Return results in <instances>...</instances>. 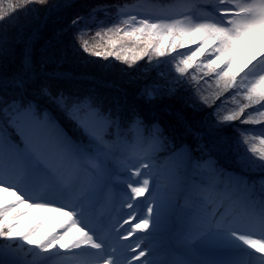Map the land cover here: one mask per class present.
<instances>
[{
  "label": "snow or ice",
  "instance_id": "1",
  "mask_svg": "<svg viewBox=\"0 0 264 264\" xmlns=\"http://www.w3.org/2000/svg\"><path fill=\"white\" fill-rule=\"evenodd\" d=\"M32 3L44 5L48 0H18L16 4L9 0L7 7L4 6V0H0V21L18 8ZM146 3L152 8L168 7L166 0H146ZM127 7V4H100L92 9L89 19L96 20L97 14L101 12L108 16L111 9L119 13ZM193 11L205 13L199 19L211 22L186 25L179 19L137 11L136 14L128 13L129 19L123 21V27H110L103 21H97L98 28L107 30L103 35L100 30L95 31L92 39L99 37L103 44L89 45L88 39L84 38L92 31L88 26L79 27L75 38L84 53L105 60L115 56L116 60L125 63H129L128 52H138L131 58V63H135L144 57H164L177 52V49L196 46L188 53H178L182 59L175 71L183 76L189 69H202L206 70V75L215 73L225 88L243 85L247 103L231 115L221 116L213 112V120L206 122V130H196L194 134L198 137L208 135L214 139L217 147L234 152L242 171L259 173L264 191V59L253 64L256 57L250 56L248 60L238 63L249 43L264 37V0H196ZM85 22V17L78 16L72 25ZM104 36H107L106 40ZM6 43L7 37L0 38V50ZM260 55L264 57V50ZM16 83L23 88V80ZM173 84L183 86L189 82L187 79H176ZM160 90L161 86L156 85L146 90V95L150 99L154 98ZM177 90V87L171 86L164 89L169 95H174ZM197 92L198 89L194 88L193 95ZM41 93L47 95L52 105L72 122L81 137H70L55 116L48 110L38 112L37 106L31 102L15 99L11 102L0 101V238L13 242L0 246V253L5 248L16 251L18 246L15 245V239L18 237L24 244L34 245L42 252H49L59 245L57 252L52 254L59 256V250L65 248L64 241L68 240L67 250L73 252L74 257L85 258L81 264H135L136 261L140 264H156L148 258L153 251L151 245L141 247L144 238L138 237L134 244L126 245L120 244L119 240H128L136 232H147L150 227L152 232H149V237L153 236L162 220L174 215L175 208L179 207L178 203L174 204L175 193L162 197L158 185H154L150 192L153 169L151 158L147 154L135 159L125 155L127 147L120 136L118 116L103 110L94 101L72 99L62 93L51 95L46 88H42ZM257 105L259 107H254ZM247 108H253L258 117L251 112L245 114ZM234 121L260 127L237 129L240 137L229 140L221 132L226 122ZM129 123L145 127L138 117ZM151 128L158 138L161 132L158 125L152 124ZM8 129L14 130L15 140ZM191 153L192 149L188 145L173 149L174 158L181 163L185 157L190 159ZM113 162L118 164L120 172L129 173L121 180L130 189V194L123 193L125 206L131 210L127 215L131 219L139 217L138 222L126 233H121L115 224L91 225L82 203H70L66 211L63 210L64 204L59 207L48 206L54 197L67 196L78 185L85 186V191L78 197L81 201L102 190L115 174V169L110 166ZM141 169H147L148 172L142 175ZM137 177L140 179H134ZM10 188L16 190L10 191ZM146 193H150L148 200L135 202ZM29 200L32 202L29 203ZM30 208L56 212L65 217L59 225L60 231L54 230L50 236L38 240L36 233L44 223L41 221L30 231L18 232ZM242 208V215L238 217L227 209L221 211L213 202L201 198L191 208L183 210L185 226L181 236L186 246L196 242L202 246L227 250L230 254L226 259L204 260L198 264H264V199L257 210L245 198ZM129 223V219H124L123 224ZM123 224H120L121 228ZM105 229L113 233L110 239L106 237ZM82 246H86L82 251H73L82 249ZM89 248L95 251H88ZM130 252L135 255H129ZM176 264L197 262L179 261Z\"/></svg>",
  "mask_w": 264,
  "mask_h": 264
},
{
  "label": "trees",
  "instance_id": "2",
  "mask_svg": "<svg viewBox=\"0 0 264 264\" xmlns=\"http://www.w3.org/2000/svg\"><path fill=\"white\" fill-rule=\"evenodd\" d=\"M177 1L179 0H166L168 7L162 9L168 11L169 7L175 8ZM8 2L9 0H4L5 7ZM11 2L16 4L18 0ZM145 2L146 0H48L47 4L32 3L10 13L0 21V38L7 37V43L0 50V101L11 102L15 99L24 103L31 102L37 106L38 112L48 110L74 139L80 138L81 133L52 105L49 97L41 93V89L46 88L51 95L62 93L72 99L94 101L103 110L119 117L120 136L127 147L126 156L134 152V145L137 143L146 150L147 142L153 136L157 137L155 130L151 128L152 124H156L161 132L158 146L152 150L151 157L157 161L156 164L163 158H168V164L162 168L165 180L171 179L172 173H177L180 179L186 178L187 192L195 194L200 185H204L205 191L210 193V186H219L220 180L238 179L246 189L251 187L254 198L264 199L259 173L242 171L234 152L217 147L214 139L208 135L198 137L194 134L196 130H206V122L213 120V112L221 116L238 112L247 103L243 85L225 88L223 81L215 73L206 75V70L197 68L189 69L181 76L175 71L182 59V55L178 53H188L190 48L177 49V52L164 57H144L135 63H131V58L138 55V52L126 53L129 63L116 60L115 56L105 60L83 52L75 38L79 27L88 26L92 29L84 37L88 39L90 46L103 44L99 37L92 39L95 31L100 30L103 35L107 30L98 28L97 21H103L110 27H123L122 13L131 6L142 7ZM191 2L194 5L196 0ZM100 4H127L128 7L119 13L116 9H111L108 16L98 13L96 20H90L92 9ZM78 16L85 17L86 22L73 26L72 21ZM106 39L107 36H104V40ZM257 41L249 43L247 51L242 53V56L246 55L245 58L240 55L242 59L238 63L248 60L250 56L256 57L253 64L261 59L264 38ZM251 67L250 64L249 68ZM176 79H187L189 84L174 85L173 81ZM18 80L24 81L23 88L17 86ZM156 85H160L161 90L150 99L146 90ZM170 86L178 88L174 95L164 91ZM194 88L198 89L195 96ZM249 112L258 117L253 108L245 110V114ZM136 117L144 122L145 127H140L145 133L144 140L137 137L135 125L129 123ZM253 127L260 126L243 125L240 121L226 122L221 135L235 140L240 137L237 129ZM8 132L15 140L14 130L8 129ZM256 143L259 146V142ZM180 145H188L192 149L191 158L196 162L188 172L184 166L189 157H185L182 163L177 160L171 164L173 149ZM198 145L203 147H197ZM115 165V174L118 175L119 166L117 163ZM38 218L35 219L33 212L29 214L31 221L40 222ZM4 242L0 238V244Z\"/></svg>",
  "mask_w": 264,
  "mask_h": 264
},
{
  "label": "rangeland",
  "instance_id": "3",
  "mask_svg": "<svg viewBox=\"0 0 264 264\" xmlns=\"http://www.w3.org/2000/svg\"><path fill=\"white\" fill-rule=\"evenodd\" d=\"M137 11L140 12H154L157 15H162L166 17H172L175 19H179L184 21L186 25L195 24L197 22H211L205 21L203 19H199L204 16L203 12H195L193 11V4L191 0H179L177 1L176 7L171 9L170 7L167 10L160 8H152L145 2L142 7L131 6L122 13V22L126 19H129L128 13L136 14ZM139 19V16H138ZM264 38V37H259ZM257 38L254 41L259 39ZM259 42V41H257ZM261 46V45H260ZM194 46H190L193 48ZM263 48V46H262ZM246 55L241 54L242 58H245ZM239 58L242 59V58ZM264 59V57H260ZM114 131V130H113ZM135 133L138 138L145 139V133L142 132L141 128L138 125H135ZM159 139L156 136L150 139L146 144V150H143V146H139L137 143L134 145V152L129 157H133L134 159L138 156H144L145 154L149 155L153 164V169L151 173L150 180V192L154 185H158L159 191L162 197H167L168 195L175 193L174 204L178 203L179 207L175 208V214L163 219L161 222V226L157 232L154 233L153 236L149 237V232H152V228L150 227L147 232H136L134 235L129 237L128 240L121 239L123 245L133 243L137 240L138 237L144 238L141 247H145L151 245L152 247V255L156 264H168L170 258L172 256L178 257L179 261H187V258L190 257L193 260L204 261V260H221L229 257V253L227 250H218V248L210 247V246H202L196 242H193L191 246H186L182 242L181 233L184 229V220H183V210L191 208L193 203L198 201L201 198H205L211 202H213L214 206L218 207L221 211L227 209L230 213L235 216H241L243 212L242 203L245 198L252 203L255 208L258 210L261 200H257L251 194L253 190L250 188L246 189L243 186V183L238 179L228 180H220L219 186L214 187L210 186L209 191H205V186L200 185L199 190L195 194H190L186 189V178L183 180L179 178L177 173H172V178L165 180V174L163 171V165L168 164V158H163L159 164H156L157 161L153 160L151 157L153 155V149L158 146ZM177 159L173 158L171 160V164L176 163ZM188 163V164H187ZM184 166V169L188 172L192 170L193 166H195L196 162L192 161V158L189 159ZM116 163L113 162L110 164L112 168L115 169ZM189 168V169H188ZM120 172V170H119ZM148 172L147 169H141L142 175ZM129 175V173L120 172L118 175L115 174L112 177L111 182L104 187L102 190H97L90 198L81 201L78 199L80 194L85 191L84 185H78L71 194L65 196L60 195L53 198V202L50 203L49 207H59L61 204H64L65 207L63 210H68L67 205L70 203H77L83 206L84 211L86 212V218L89 223L93 226L104 224L110 226L111 224H115L121 233H126L131 227H133L137 222V219H131L127 214L131 212L130 209H127L125 206V197L123 195L124 192L130 194V189L125 187V184L121 183V180ZM140 179V178H134ZM182 180V181H181ZM226 183V185H224ZM15 188H10V191H15ZM259 192H261V188H259ZM19 194V193H18ZM150 193H146L145 196L137 198L135 201L139 203L140 201H146L149 199ZM27 199V198H26ZM29 203L32 201L29 200ZM79 210V209H78ZM33 212L34 217H39L41 221H44L42 227H40L36 233V238L38 240L42 238H46L53 234L55 231H60L59 225L66 219L65 217H61L56 212H46L39 209H28L25 217L17 229L18 232H24L25 230L30 231L33 227H35L38 222L29 220V214ZM124 219H129V224H123ZM120 224H123V227H120ZM105 235L107 238H111L113 233L108 232L105 229ZM255 238V237H254ZM71 239V237H69ZM0 246L7 245L9 243H13L12 241H6ZM239 243V242H238ZM65 248L59 250V256L52 255L57 252L59 249V245L54 249L50 254L49 252H42L40 249H37L34 245L29 246L24 244L19 238L15 239V245L18 246L16 251H10L7 248L2 252L7 257L11 258L15 264H81V261L85 258L82 257H74L73 252H65L68 247V240L64 241ZM86 246H82V249L73 250L74 252L82 251ZM246 248V246H244ZM88 251H95L93 249H87ZM68 251V250H67ZM248 251H252L248 249ZM42 253H47L49 256L42 261H35ZM129 255H135V253H129ZM254 255H259L255 254ZM145 259V258H141ZM0 264H6L0 261ZM135 264H140L139 261H136Z\"/></svg>",
  "mask_w": 264,
  "mask_h": 264
},
{
  "label": "bare ground",
  "instance_id": "4",
  "mask_svg": "<svg viewBox=\"0 0 264 264\" xmlns=\"http://www.w3.org/2000/svg\"><path fill=\"white\" fill-rule=\"evenodd\" d=\"M119 243L123 245L121 240H119ZM53 250L54 249H51L48 254H50ZM218 250H224V249H218ZM65 252L70 253V251H67V250ZM48 254L47 253H42L37 259H35V261L37 262V261H42V260L46 259L49 256ZM0 261H2L3 263L5 262L6 264H15L11 258L7 257L3 253H0ZM187 261L197 262V264L199 262L198 260H193L190 257L187 258ZM176 262H179V258L175 257V256H172L170 258L168 264H176Z\"/></svg>",
  "mask_w": 264,
  "mask_h": 264
}]
</instances>
